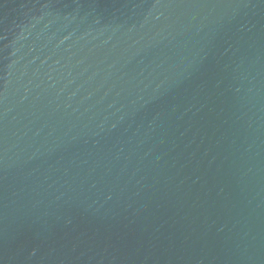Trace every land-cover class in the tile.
Here are the masks:
<instances>
[{"label": "water", "instance_id": "1", "mask_svg": "<svg viewBox=\"0 0 264 264\" xmlns=\"http://www.w3.org/2000/svg\"><path fill=\"white\" fill-rule=\"evenodd\" d=\"M0 264H264V0H0Z\"/></svg>", "mask_w": 264, "mask_h": 264}]
</instances>
